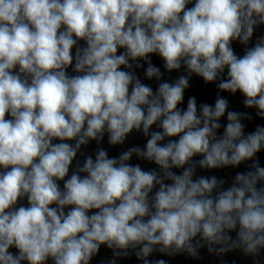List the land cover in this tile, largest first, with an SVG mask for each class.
<instances>
[{
    "label": "clouds",
    "instance_id": "clouds-1",
    "mask_svg": "<svg viewBox=\"0 0 264 264\" xmlns=\"http://www.w3.org/2000/svg\"><path fill=\"white\" fill-rule=\"evenodd\" d=\"M261 26L264 0H0V264H91L102 245L107 264L130 253L167 264L150 257L203 247L264 264V126L246 133L252 116L219 95L178 107L194 74L241 93L264 120V35L243 55L232 47ZM151 54L187 74L153 91L135 73L144 61L146 78L161 80ZM134 130L149 137L143 149L97 148L69 175L82 146L105 133L123 145ZM249 162L228 187L195 177Z\"/></svg>",
    "mask_w": 264,
    "mask_h": 264
}]
</instances>
